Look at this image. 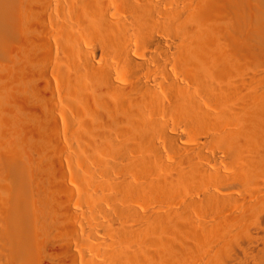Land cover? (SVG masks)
Wrapping results in <instances>:
<instances>
[{"label": "bare ground", "instance_id": "bare-ground-1", "mask_svg": "<svg viewBox=\"0 0 264 264\" xmlns=\"http://www.w3.org/2000/svg\"><path fill=\"white\" fill-rule=\"evenodd\" d=\"M0 264H264V0H0Z\"/></svg>", "mask_w": 264, "mask_h": 264}, {"label": "rangeland", "instance_id": "rangeland-1", "mask_svg": "<svg viewBox=\"0 0 264 264\" xmlns=\"http://www.w3.org/2000/svg\"><path fill=\"white\" fill-rule=\"evenodd\" d=\"M50 85L51 86H55L54 85V82L52 81V79L50 80ZM58 117H59V123L56 125V128H57V131H58V133L62 136V132L64 131V125H62L63 123H62V121L60 120L61 119V117L58 115ZM63 128V129H62ZM62 133V134H61ZM63 162H64V160H63ZM65 164H66V162H65ZM68 175V174H67ZM73 199V198H72ZM71 199V200H72ZM71 204H73L72 203V201H71ZM256 230H258V231H261L260 230V228H258V227H254V226H251V228H250V231H251V233H252V238H254V236L255 235H257L255 232H256ZM250 241H252L254 244H255V242H256V238H254V239H252V240H250Z\"/></svg>", "mask_w": 264, "mask_h": 264}]
</instances>
